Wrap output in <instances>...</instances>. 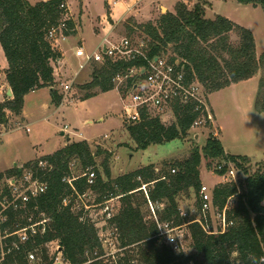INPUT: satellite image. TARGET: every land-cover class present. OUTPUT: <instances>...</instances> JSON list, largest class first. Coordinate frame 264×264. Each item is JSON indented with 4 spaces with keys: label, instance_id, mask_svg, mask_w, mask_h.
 Segmentation results:
<instances>
[{
    "label": "trees",
    "instance_id": "obj_1",
    "mask_svg": "<svg viewBox=\"0 0 264 264\" xmlns=\"http://www.w3.org/2000/svg\"><path fill=\"white\" fill-rule=\"evenodd\" d=\"M64 1L31 4L27 0H0V46L8 63L5 79L13 94L12 99L0 103L1 122L7 121L8 114L21 115L25 97L43 88L51 89V101L55 106L61 104L62 96L53 88L52 67L61 55L47 34L50 28L58 25L59 7ZM187 1L192 0H179L174 13L162 15L157 26L152 23L138 26L153 41L151 55L170 51L186 60L209 94L247 82L261 73L254 110L264 114V52L257 58L252 32L220 15L206 19L202 6L191 9ZM235 1L241 5L260 6L264 13V0ZM125 26L129 28L130 25L125 23ZM72 28L70 22L69 31L64 32L66 37L72 34ZM232 34L237 37V43L231 41ZM92 64H95L92 81L81 87L85 92L83 101L114 90L111 81L114 73L131 66L111 62ZM195 118V114L184 109L176 111L173 122L163 124L142 111L140 122L130 124L127 131L136 149L146 151L153 145L184 140ZM99 154V151L92 152L86 141L74 142L24 165L36 168L39 161H45L52 167L39 172L47 190L37 198L38 213L34 214V220L41 219L40 213L45 215L47 223L46 232L35 238L33 246L40 258L38 264H52L48 247L52 242L58 243L68 264H103L100 258L104 251L98 230L88 217H84L83 209L75 211L79 205L76 193L97 195L96 204L111 198L121 202L119 212L109 225L116 229L119 249L129 250V253L119 261L108 260L109 263L189 264L192 261L197 264L192 256L174 254L157 237L156 226L142 213L141 207L147 206V199L140 188L147 185L149 200L156 205L163 204L160 220L172 221L177 226L187 222L180 217L179 194L193 191L197 197L196 205H199V168L203 158L233 162L248 175L244 165L248 158L227 156L220 141L213 136L206 139L202 149L193 148L186 158L165 164L161 171L149 164L114 180L107 159L101 164L102 173L97 169L95 156ZM74 161L81 166L80 176H73L71 164ZM89 169L96 175L92 185H88L83 176ZM17 174L19 168H13L0 174V179ZM64 179H75L72 182L75 191ZM233 198L235 205L227 209V219L233 221V225L218 235H208L197 224L189 225L190 247L202 257L203 264H264V173L247 176L238 186L221 184L214 187L213 205L217 210L222 211ZM65 199L68 200L66 205ZM134 253L138 255L136 259Z\"/></svg>",
    "mask_w": 264,
    "mask_h": 264
},
{
    "label": "rangeland",
    "instance_id": "obj_2",
    "mask_svg": "<svg viewBox=\"0 0 264 264\" xmlns=\"http://www.w3.org/2000/svg\"><path fill=\"white\" fill-rule=\"evenodd\" d=\"M108 1L65 0L75 16L76 23L82 24V30L78 38L63 42L60 46L63 50L70 52L71 44H76L78 40L82 39L86 51L89 52L87 55L84 52L74 53V67L78 65V62L86 61L89 55H93L100 36H104L102 30H99L100 35H97L93 27L96 26L100 29L98 23L100 22V25L103 26L102 19L105 16L108 18L110 15L109 11L110 13L112 11L117 16L121 14L125 15V5L118 4L109 8L107 5ZM126 1L132 5L133 0ZM138 1L137 5L132 7L133 12L140 9L139 12L137 11L139 14L136 18L130 17L118 24L115 30L117 38L133 37L135 40L142 39L147 35L138 26H144L148 23L157 26L162 15L167 12L174 13L175 5L178 2V0ZM195 1V6L199 5L203 7L206 19H213L214 15L217 14L249 29L255 39L257 58L263 54L264 13L260 6L241 5L235 0H216V2L212 0ZM186 3L189 8H193L188 1ZM129 20L131 21L129 22ZM125 23H129V28H126ZM58 38L60 37L58 36ZM231 41L233 43H237L238 41L234 34L231 35ZM53 42H56V40H53ZM3 54L0 46V88L4 87L6 83L5 70L3 69L5 56ZM68 63L67 65L69 67L70 64ZM91 64L88 71L89 78L86 83L83 85H73L71 96L69 95L70 97L68 98L69 101L73 100L72 104L61 107L54 115L50 116L57 106L52 101L49 103L50 111L41 110V107H39V110L37 109L36 112V107L44 104V97L48 99L47 92H44L46 90L40 89L37 94L25 100L24 108L30 117L25 122L30 124L28 127L30 133L25 131L26 126L21 123L23 120H15L11 114H8L7 117L10 118L9 121L11 123L8 124L6 122V131L8 132L10 129L15 130L5 136L4 142L0 145V174L8 169H12L15 162L20 165L22 162H28L31 159L37 160L38 158L53 154L65 144L67 139H71V143L84 139H93L95 141L90 143L92 152H100L99 155L95 156L97 169L102 173L101 164L107 159L111 179L114 180L149 163L154 165L156 170L161 171L165 164L186 158L193 148L198 147L202 149L209 136L216 137L220 141L227 156L248 158L244 164L248 170V175H245L238 168L236 170L237 184L240 182L244 183L247 176L264 173V114L254 110V102L261 73H258L253 79L247 82H242L234 86L231 85L219 92L209 94L210 104L216 115L211 128H199L196 131L189 132L184 140H175L163 145H153L146 151H139L136 149V144L127 131L130 123L126 120L123 103L116 89L106 93H100L84 101L81 100L85 93L81 91V87L92 81V69L95 64ZM84 76L85 72L80 74L77 82L83 80L85 78ZM38 111L40 113L39 115L37 114ZM38 116H45L47 119L33 123ZM99 119H103V121L99 122ZM88 120H92V125L84 124ZM20 123L22 126L20 125L21 127L18 129L17 126ZM195 135H198L197 140H195ZM105 136H108V138H105ZM35 144H37V147ZM221 161L224 160L202 159L199 168L202 184H206L210 188L221 184H228L226 180L222 179L214 171L217 163ZM71 167L73 176H80L82 174V169L78 162H72ZM96 199L97 195L88 194L84 198L83 203L78 201L79 205L76 206L75 211L78 212L83 209L84 217H88L95 224L99 234L101 229L105 231L106 229L109 230V228H107L108 226H104L106 215L103 213L100 204H96ZM177 199L181 211L190 212L196 206L197 197L193 191L179 194ZM235 203V198L230 199L227 203L228 209L233 207ZM110 205L113 208V213L117 214L121 208L120 200L114 199L110 202ZM141 210L146 220L151 222L149 207L143 205ZM208 225L212 231L219 229L216 210L210 214ZM109 227L111 226L109 225ZM112 238L114 239V237ZM55 247V244L50 246V253L52 255ZM105 251L107 252V257L100 258V260L103 264H111L108 261L110 260L108 259V254L114 251L108 248ZM128 251L119 249V251L115 252L117 256L114 260L119 261V258L128 256ZM184 254L186 256H192L193 261L197 264H203L202 257L197 255L192 247L187 245ZM133 257L136 259L138 255L134 253Z\"/></svg>",
    "mask_w": 264,
    "mask_h": 264
},
{
    "label": "built area",
    "instance_id": "obj_3",
    "mask_svg": "<svg viewBox=\"0 0 264 264\" xmlns=\"http://www.w3.org/2000/svg\"><path fill=\"white\" fill-rule=\"evenodd\" d=\"M118 1L116 0L115 3ZM59 10L58 25L50 28L47 34L51 43L53 40H66L64 32L69 31V23L72 22V15L65 1L60 5ZM152 44L153 41L148 36L137 40L133 37H122L117 40L105 38L97 52L87 57L86 64L103 65L106 62L121 65L131 64V66L114 73L111 80L114 88L120 94L128 123L140 122L141 112L144 111L150 118L159 119L161 123L167 124L176 119V111L187 109L196 115L189 132L199 128H211L215 121V114L210 104L209 93L197 80L194 70L190 69L186 60L177 57L170 51L151 55ZM82 68L83 66H81ZM61 87L63 90L62 101L64 102L68 100L72 91L73 80L69 83H62ZM0 97V102L10 99L1 89ZM18 126L20 128L22 125ZM25 131L29 132V129L26 128ZM6 134V122L0 121V145ZM49 169L52 167L47 162L39 161L36 168L20 167L19 174L0 179V264H38L40 262L33 246L35 238L46 232L47 219L44 214L39 213L41 219L35 221L34 214L38 213L37 198L47 190V184L40 178L39 172ZM237 169L238 166L235 163L221 161L217 163L214 171L228 184L238 186ZM171 173L175 174V170H172ZM83 176L86 177L88 185L95 182L96 175L91 169L87 170ZM74 180L64 179V182L72 187ZM146 188L147 185H143L140 190L146 196L150 220L156 226L157 237L174 254H184L187 245L190 246L189 225L191 224L199 225L208 235L223 234L233 225V221L227 219L228 204L222 211L217 210L213 205L214 188H210L206 184L201 183L198 190L199 205H196L190 211L191 213L180 211V217L187 222L177 226L172 221L160 220L159 212L163 209V204H153L147 196ZM87 195L88 193L83 195L76 193V199L83 203ZM114 199L118 198H111L100 204L106 215L104 226H108L109 230L101 229L98 234L104 251V256L101 259L107 257L105 250L108 248L114 251L108 254V259L111 261H114L116 257L115 252L119 251L116 229L113 226L109 227V221L117 215L113 213V208L110 205ZM67 202L68 200L65 199L64 205ZM215 210L219 229L212 231L208 221L210 214ZM53 244L56 246L53 249L54 253L53 255L49 253L52 264H68L57 242L50 243L48 247ZM86 264H90V262ZM189 264L194 263L191 261Z\"/></svg>",
    "mask_w": 264,
    "mask_h": 264
},
{
    "label": "crops",
    "instance_id": "obj_4",
    "mask_svg": "<svg viewBox=\"0 0 264 264\" xmlns=\"http://www.w3.org/2000/svg\"><path fill=\"white\" fill-rule=\"evenodd\" d=\"M27 1L30 2L31 4H36V3L40 2V1H46V0H37V1L36 0H33V1L27 0ZM115 1L116 0H113V1L112 0H109L108 3H107L108 7L110 8L111 6H116L118 4L125 5V7H126V9H125L126 10L125 11V15H123V14H121L120 16L114 15V13L112 11L110 13V11L108 9L110 15L108 16V18L105 16L102 19L103 26L100 25V22H99L98 24H99V28L100 29H98L96 26L93 27L94 32L97 35H100L99 34V30H102L104 32V36L103 37L100 36V39H99V42L97 44V48H96L95 52H97V50L99 49V47L102 44V41L105 38H108V39H111V40H117L118 39L117 36H116V31L115 30H116V27L118 26V24H120V22H123V21L127 20L130 17H135L136 18V16L139 14L138 12L140 11V9L136 10L135 12H133V7H132V6H136L137 5V2H139L138 0H133L132 5L128 4L126 0H119L117 3H115ZM212 1L213 2H216V0H212ZM188 3L190 4V6H193L194 7L196 1L195 0L193 1L192 0V1H188ZM123 8H124V6L121 9L122 11H123ZM69 9H70V12H71V15H72V24H73L72 34L70 36H68L66 38V40H64L62 42H61V40H57L55 43H52L53 47L61 55V58L60 59H58L57 61H55V62L52 63V67H53V70H54V72H53L54 87L53 88L56 89L61 96L63 95V90H62V87H61V84L62 83H69L70 81L73 80V85H83L84 83H86L87 79L89 78L88 77V71H89L90 63H87L86 64V61L84 60V61L78 62V65H76L75 67L73 65V64H75V62H74L75 54H78V52H84L86 55L89 54V52H87L86 51V48L84 47V44H83L84 41L82 39H80V40H78L76 42V44H71L72 47L70 48V52H68L66 50H63L61 48V46H60L63 42L70 41L73 38H78L79 35H80V33H81V30H82V24H77L76 23L75 16H74V14H73L70 6H69ZM131 12H133V13L131 14ZM216 16H217V14L214 15V18ZM117 18H119V19H117ZM90 56L91 55H89L88 57H90ZM67 62H69L68 64H70L69 67L67 65ZM3 65H4L3 69L6 71L7 68H8V63L6 61V58H4ZM81 66H83L82 69H81ZM83 72H85V76H84L85 78L83 80L77 82V80H78L77 78ZM234 85H237V84H233L232 86H234ZM0 89H1V91L6 92V95L8 96V91H9L10 87L8 86L7 82L5 83V86L4 87H1ZM72 89H73V87H72ZM43 90H46L44 92H47L48 99H47V97H44V104H41L40 106L36 107V112H37V109L39 110V107H41V110L43 109L44 111L45 110L46 111H50L51 110L50 109V104H49L51 102V94H50L51 89L50 88H43ZM38 92H39V90L34 91V92L28 94L25 97V100L28 99V98H30L32 95L37 94ZM70 94H71V92H70ZM70 96H68V97H70ZM10 99H12V97ZM25 100H24V102H25ZM72 102H73V100L69 101V99L66 100V101H64V102L62 101L61 104L59 106H57L56 109H54L52 111V113H51L50 116H52L55 113H57L61 107L65 106V105H71ZM37 114L38 115L40 114L39 111H38ZM11 116H13L15 118V120H18V119L23 120V122H21V123L25 124L26 128L29 127L30 124L29 123H26V122H27V120L30 119V117H29L28 112L25 110L24 106H23V110H22L21 115H19V116L11 115ZM46 119H47V117H45V116L44 117H41V116L39 117L38 116V118H35V121L33 123L45 121ZM9 120H10V118L8 117L7 118V121H6L8 124L11 123V121H9ZM101 121H103V119H99V122H101ZM21 123L18 124V125H22ZM84 124L92 125V120H88V121L84 122ZM17 128L19 129V126H17ZM13 130H15V129H10L5 136H7ZM27 133H30V129H29V132H27ZM62 135H64V134L62 133ZM5 136L3 137V142H4ZM105 138H108V136H105ZM82 141H86L89 144V146H90V143L92 141H95V140H93V139H91V140L90 139H88V140L87 139H84ZM71 142H72L71 139H67V141L65 142V144L61 148L57 149V151L60 150V149H62V148H64V147H66ZM79 142H81V141H79ZM35 146L37 147V144H35ZM35 160L36 159H31L28 162H22V164H20V165L15 162L14 166L12 167V169L13 168H20V167L24 166L25 164H27L29 162H32V161H35ZM149 164H147V165H149ZM147 165H145V166H147ZM9 170H11V169L6 170L4 173L8 172ZM4 173H2V174H4Z\"/></svg>",
    "mask_w": 264,
    "mask_h": 264
},
{
    "label": "water",
    "instance_id": "obj_5",
    "mask_svg": "<svg viewBox=\"0 0 264 264\" xmlns=\"http://www.w3.org/2000/svg\"><path fill=\"white\" fill-rule=\"evenodd\" d=\"M13 96L11 89L8 91V97L11 98ZM198 139V135H195V140Z\"/></svg>",
    "mask_w": 264,
    "mask_h": 264
}]
</instances>
